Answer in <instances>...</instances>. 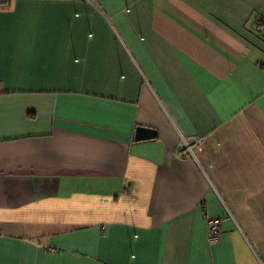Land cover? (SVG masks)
<instances>
[{"label":"crops","instance_id":"obj_1","mask_svg":"<svg viewBox=\"0 0 264 264\" xmlns=\"http://www.w3.org/2000/svg\"><path fill=\"white\" fill-rule=\"evenodd\" d=\"M261 18L264 0L0 3V264H264ZM182 135L204 136L198 162Z\"/></svg>","mask_w":264,"mask_h":264},{"label":"built area","instance_id":"obj_2","mask_svg":"<svg viewBox=\"0 0 264 264\" xmlns=\"http://www.w3.org/2000/svg\"><path fill=\"white\" fill-rule=\"evenodd\" d=\"M257 30L259 32H264V19L261 18L257 24ZM1 93V85H0ZM204 136L202 135H193L187 136L182 135L178 146L176 147V156L178 158H183L185 155H188L191 159H194L198 162V152L203 143ZM221 223L222 220L218 217L209 219V232H210V241L215 242L219 235L221 234Z\"/></svg>","mask_w":264,"mask_h":264},{"label":"water","instance_id":"obj_3","mask_svg":"<svg viewBox=\"0 0 264 264\" xmlns=\"http://www.w3.org/2000/svg\"><path fill=\"white\" fill-rule=\"evenodd\" d=\"M156 134H157L156 130L152 128L138 126L135 132V139L142 140V139L153 138L156 136Z\"/></svg>","mask_w":264,"mask_h":264},{"label":"trees","instance_id":"obj_4","mask_svg":"<svg viewBox=\"0 0 264 264\" xmlns=\"http://www.w3.org/2000/svg\"><path fill=\"white\" fill-rule=\"evenodd\" d=\"M5 2V0H0V3H4Z\"/></svg>","mask_w":264,"mask_h":264}]
</instances>
